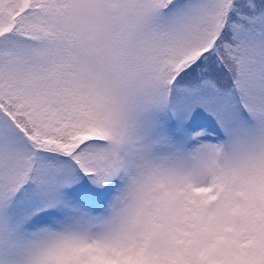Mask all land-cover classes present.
Masks as SVG:
<instances>
[{
    "label": "snow or ice",
    "instance_id": "obj_1",
    "mask_svg": "<svg viewBox=\"0 0 264 264\" xmlns=\"http://www.w3.org/2000/svg\"><path fill=\"white\" fill-rule=\"evenodd\" d=\"M0 264H264V0H0Z\"/></svg>",
    "mask_w": 264,
    "mask_h": 264
}]
</instances>
